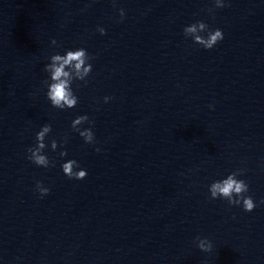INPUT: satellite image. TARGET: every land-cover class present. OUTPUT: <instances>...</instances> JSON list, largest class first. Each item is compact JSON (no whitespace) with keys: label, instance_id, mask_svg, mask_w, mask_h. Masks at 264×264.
<instances>
[{"label":"water","instance_id":"95a60500","mask_svg":"<svg viewBox=\"0 0 264 264\" xmlns=\"http://www.w3.org/2000/svg\"><path fill=\"white\" fill-rule=\"evenodd\" d=\"M224 2L0 0V264H264V0ZM196 20L223 40L185 38ZM81 47L94 59L78 104L53 108L44 66ZM46 123L48 168L27 159ZM70 159L84 180L63 174ZM237 169L252 212L210 198Z\"/></svg>","mask_w":264,"mask_h":264},{"label":"clouds","instance_id":"9594fccd","mask_svg":"<svg viewBox=\"0 0 264 264\" xmlns=\"http://www.w3.org/2000/svg\"><path fill=\"white\" fill-rule=\"evenodd\" d=\"M115 5V0H113ZM226 7L224 0H214V8H209L210 15H214L215 9H222ZM119 21L123 22L125 18V10L120 8ZM100 35H106V29L98 26L96 29ZM185 38H191L194 44L200 45L206 50L212 49L220 41L223 40L224 35L221 29H210L209 25L203 20H196L194 23L187 25L183 29ZM52 45H57V41L53 39ZM94 57H91L87 50L83 47L75 50H66L64 54H53L49 57V63L44 66V71L48 73V79L43 83L47 87L46 97L50 101L53 108L59 110L72 109L78 104V97L73 91V83L76 81H82L87 84V77L92 72V63ZM111 97H104V102L107 103ZM210 107H212L210 105ZM89 124L90 127L81 129V125ZM94 121H91L87 115L77 116L71 123L73 131L77 132L80 137L83 138L87 144L95 143L94 133L91 125ZM52 131V125L50 123L44 124L41 129L36 133L35 145L27 149V159L38 167H54L55 162L51 161L45 154V149L49 146L52 151H56L58 147V141L51 139L46 144V137ZM67 137H64L60 142L61 148L67 144ZM99 151V149H96ZM67 150L59 152L61 158L67 156ZM63 174L69 179L84 180L87 177V171L80 167V164L75 159L67 160L61 165ZM244 175L243 169H237L229 173L225 178L215 180L209 185L210 198L223 199L228 202L230 206H242L245 212H252L256 203L250 195H246L249 192V185L244 179L238 177ZM36 190L40 196H46L50 193V188L45 187L42 181H36ZM264 203V201H261ZM197 248L203 252L212 251V243L206 237L195 238Z\"/></svg>","mask_w":264,"mask_h":264}]
</instances>
